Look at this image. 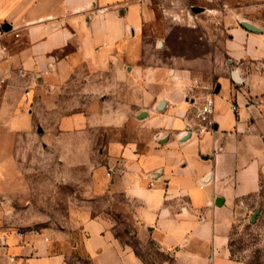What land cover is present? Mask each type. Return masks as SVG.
<instances>
[{"label": "crops", "instance_id": "1", "mask_svg": "<svg viewBox=\"0 0 264 264\" xmlns=\"http://www.w3.org/2000/svg\"><path fill=\"white\" fill-rule=\"evenodd\" d=\"M254 2L233 14L237 24L226 19L228 62L241 83L220 74L193 102L184 89L194 72L153 64L144 53L153 0H0V21L20 34L0 43V139H37L46 115L59 134L51 139H107V170L95 171L102 183L94 192H107L109 205L126 209L168 256L152 264H251L233 257L230 241L239 203L264 183V19L255 13L264 0ZM209 98L213 127L199 135L195 115ZM124 130L129 138L100 137ZM81 256L149 264L100 212L77 215L54 235L0 233L1 264H69Z\"/></svg>", "mask_w": 264, "mask_h": 264}, {"label": "rangeland", "instance_id": "2", "mask_svg": "<svg viewBox=\"0 0 264 264\" xmlns=\"http://www.w3.org/2000/svg\"><path fill=\"white\" fill-rule=\"evenodd\" d=\"M153 4L157 16L146 28L144 49L153 64L170 62L191 69L196 93L207 82H217L220 74L230 77L238 68L228 62L226 43L231 32L226 19L232 15L237 24L233 14L256 4L254 0H153ZM255 13L264 19V6ZM260 71L264 74V65ZM45 118L39 122L43 132H34L37 139L27 135L0 139V233L46 229L54 235L69 227L77 215L100 212L110 215L123 241L149 264L168 261L126 209L111 207L107 192H94L96 184L102 183H96L95 171L107 170L103 147L107 139H51L59 134L48 115ZM100 134L130 135L126 130ZM235 216L230 241L233 257L264 264V183L259 194L239 203ZM69 264L92 263L81 256L71 257Z\"/></svg>", "mask_w": 264, "mask_h": 264}, {"label": "built area", "instance_id": "3", "mask_svg": "<svg viewBox=\"0 0 264 264\" xmlns=\"http://www.w3.org/2000/svg\"><path fill=\"white\" fill-rule=\"evenodd\" d=\"M12 32L14 33L12 29L6 30L5 23L0 21V43L5 37H7ZM14 37L19 38L20 34L15 32ZM2 48L3 50H6V46L2 45ZM184 94L186 99L188 100L192 99L193 102L195 101L196 84L193 81H189L187 83L184 89ZM232 107L234 110H237V105H232ZM213 109H214V99L209 98L206 101V103L196 112L195 117L201 123V126L198 128L199 135L205 134L211 129V127H213V119H212ZM108 175L110 176L111 174L108 173ZM149 186L150 187L154 186V182H150ZM35 232H40V231H35ZM46 241H49V238H46Z\"/></svg>", "mask_w": 264, "mask_h": 264}, {"label": "water", "instance_id": "4", "mask_svg": "<svg viewBox=\"0 0 264 264\" xmlns=\"http://www.w3.org/2000/svg\"><path fill=\"white\" fill-rule=\"evenodd\" d=\"M194 10H195L196 12L201 11V9H197V8H194ZM241 25H242V27H244L245 29H247L248 31H251V32H257V33L263 32V30H262L261 28L257 27L256 25H254V24H252V23H250V22H248V21H243V22H241ZM5 29H6V30H9V29H10V27H9L8 24H5ZM231 76H232V79H233L235 82H237V83H241L242 80H241V77H240V74H239L238 71L233 70V71L231 72ZM164 105H165V103H164V102H161V104H160V109H161L162 107H164Z\"/></svg>", "mask_w": 264, "mask_h": 264}, {"label": "trees", "instance_id": "5", "mask_svg": "<svg viewBox=\"0 0 264 264\" xmlns=\"http://www.w3.org/2000/svg\"><path fill=\"white\" fill-rule=\"evenodd\" d=\"M233 254V253H232ZM254 264V263H253ZM255 264H259V263H255Z\"/></svg>", "mask_w": 264, "mask_h": 264}]
</instances>
